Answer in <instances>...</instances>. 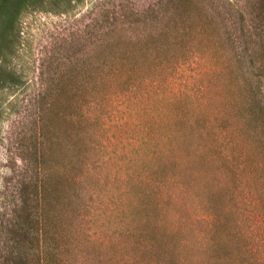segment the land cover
<instances>
[{
    "label": "trees",
    "instance_id": "trees-1",
    "mask_svg": "<svg viewBox=\"0 0 264 264\" xmlns=\"http://www.w3.org/2000/svg\"><path fill=\"white\" fill-rule=\"evenodd\" d=\"M82 2L0 0V142L31 119L21 165L0 164V264H264V0H177L143 26L106 10L87 72L49 70L35 91L23 16ZM189 66L218 83L206 100L170 87ZM191 181L235 195L191 203Z\"/></svg>",
    "mask_w": 264,
    "mask_h": 264
},
{
    "label": "rangeland",
    "instance_id": "rangeland-1",
    "mask_svg": "<svg viewBox=\"0 0 264 264\" xmlns=\"http://www.w3.org/2000/svg\"><path fill=\"white\" fill-rule=\"evenodd\" d=\"M234 1L243 10H248L252 3V0ZM176 2L177 0H84L74 11L67 15H56L37 11L30 12L23 16L22 20L24 47L20 52V63L24 65L27 76H30V78L35 76L37 80L33 88L35 91L45 84H43L44 78L41 76L43 73L47 75L49 70L52 72L68 70L76 63H80L78 69L82 73H86L88 70V56L91 55L93 48L98 42L99 45L103 44V34L108 26L107 16H105L106 10L116 9L119 12L118 14H120L123 9L131 8L136 18L131 17L130 20L138 21L136 24L143 26L144 24H152L151 15L153 13L172 9ZM118 21L126 25L128 24L127 19L122 16H119ZM95 25L101 28L95 29ZM97 29L98 34H96ZM51 62L52 65H50ZM203 65L212 68L210 62L206 59ZM194 72H196L194 67H187L180 75L176 76L170 87L180 94V96H185L187 100H206L207 89L205 88H212L213 85H218V83L210 82L208 75L200 76L201 73ZM213 93L215 95V92ZM25 115H27L26 110L22 112L20 118H17L15 127L10 132L9 139L12 142L9 140L5 142L7 140V134L5 135V140L0 142V164L6 173L10 172V168L4 165L7 164L10 157H14L18 162V166L21 165L19 157L17 156L18 150L16 149L14 140L21 133V130L31 123L30 117L24 118ZM114 149L120 152L117 144ZM156 184L162 186L161 191L163 194H159L163 197L162 200L167 199L166 201L174 203L179 201L178 199L181 200L180 197L184 195V193H179L177 188H175L179 187L175 186V183L171 185H167V183ZM189 185H191L192 191L187 190L186 197L183 198H186L191 203L206 200H218L221 203L227 200V193L235 195V192H227V188L223 189L212 181H191ZM203 186L206 190H198ZM252 190L250 188L248 189L250 192ZM104 192L107 193V190H104ZM149 199H154V196H150Z\"/></svg>",
    "mask_w": 264,
    "mask_h": 264
}]
</instances>
